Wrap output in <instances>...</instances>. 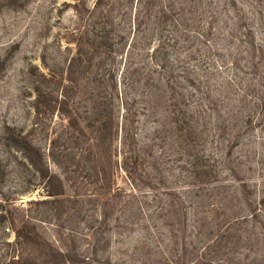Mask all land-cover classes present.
<instances>
[{
  "label": "rangeland",
  "instance_id": "1",
  "mask_svg": "<svg viewBox=\"0 0 264 264\" xmlns=\"http://www.w3.org/2000/svg\"><path fill=\"white\" fill-rule=\"evenodd\" d=\"M96 1L85 0L84 7L93 9ZM107 1L120 33L130 37L129 13L141 12L143 25L153 28L154 14L167 7L173 9L169 24L189 22L190 0H151L150 20L148 9H140L150 0ZM74 2L0 0V264H264V229L250 214L264 196V116L253 113L260 119L246 126L241 117L249 109L237 112L242 92L224 85L227 76L249 77L245 60L251 55L243 42L249 30L254 61L259 48L264 51V0L259 8L254 0H236L227 9L224 0L214 1L221 54L236 53L240 69L216 71L195 87L185 81V91H193L185 117L173 113L167 96L125 84L122 73L118 86L136 114L133 124L118 108L120 98L110 111L111 81L100 85L98 77L84 74L66 91L67 66L77 51L73 32L81 24L94 29L101 10L82 16ZM38 87L47 92L39 106ZM64 92L78 124L59 110ZM100 101L103 114L116 122L101 138L92 124ZM8 126L41 151L45 167L62 181V194L50 196L57 183L7 144ZM126 155L132 157L130 173ZM23 224L34 242L17 236Z\"/></svg>",
  "mask_w": 264,
  "mask_h": 264
},
{
  "label": "trees",
  "instance_id": "2",
  "mask_svg": "<svg viewBox=\"0 0 264 264\" xmlns=\"http://www.w3.org/2000/svg\"><path fill=\"white\" fill-rule=\"evenodd\" d=\"M85 0H75L73 6L82 14V16L90 17L91 14H96L95 7L101 8L97 14L95 23H97L94 29H90L87 25L76 27L73 32L74 41L76 42L77 51L73 55L67 66V89L71 87H77L79 79L84 77V74H89V78H97L100 85L109 84L112 82V91L110 96V111L112 112L116 98H120L119 107L126 116L128 123L133 124L134 116L136 115L132 111V104L129 103L127 95L120 94L119 89V76H123L124 83L133 86V89H137L144 86V93H151L159 95L160 97L167 96L166 100L169 105L173 106V113L176 116H186V111L183 108L185 102L192 97L193 91H185V81H188L189 86H199L203 81L211 80L212 75H215L216 71L223 73V69H231L230 66L239 67L240 61L236 57V53L230 55L221 54V37L214 33V30L219 29L218 18L215 11V0H190L189 22L184 23L183 19L176 18L175 23L169 24V21L173 17L170 14L173 9H167V7H160L153 16L151 21L154 27L143 25L147 23V18L141 16L138 13L134 17V14H128L132 36H128L126 32L120 33L122 28L119 23H116V17L114 13V6L109 5L111 2L107 0H97L95 7L89 9L84 7ZM255 4H258L259 0H254ZM103 4H106L103 5ZM154 4L152 1H144L140 3V9H148V18L151 19L149 10ZM226 9L229 5L236 7V0H224ZM228 5V6H227ZM215 6V7H214ZM214 7V8H213ZM183 10V8H182ZM85 14H83V13ZM205 18L208 19L207 26ZM169 21V22H168ZM150 23V22H149ZM244 23V22H241ZM245 24V23H244ZM173 25V29L168 27ZM146 26V27H145ZM185 27L187 34L184 39L179 33H183L181 29ZM149 31L148 33H144ZM185 31V32H186ZM166 32V33H164ZM153 33L158 34L159 37H153ZM253 31L249 30L246 33V39L243 42H247V52L251 55V60H245L247 64L246 72L244 75H248L247 80L242 77H237L239 81L227 76L224 80V85L231 88L233 91L242 92L238 111L243 108H248L249 112L243 117L242 113L235 115H242L241 118H245V125L250 126L256 120L253 113L258 112L264 116V69H260L259 64L264 56L263 49L259 48L260 58L255 60L256 45L254 44ZM155 41L154 45L152 43ZM120 45V46H119ZM182 47H186L187 50L182 54ZM126 57V58H125ZM222 60V63H218V59ZM125 68L120 70L119 63L125 61ZM195 60V64L190 65V61ZM89 73H87L88 68ZM228 70V69H227ZM120 71V75H119ZM206 73L205 78L200 76L201 73ZM41 75L46 78V74L41 72ZM180 77V79H179ZM183 80V81H182ZM192 84V85H191ZM64 86V89H65ZM184 88V92L182 91ZM37 92L36 105L39 106V100L47 92L41 88L35 89ZM119 91V92H118ZM46 92V93H45ZM190 96V97H189ZM207 97L211 99L210 89L207 90ZM253 98V99H250ZM250 99V100H249ZM226 101L232 102V97H227ZM237 101V99H235ZM137 102L136 99L133 100ZM253 101V102H250ZM59 102V101H57ZM71 101L68 99L67 94L64 92L63 99L58 103L59 110L69 113L68 118L74 123H77V118L71 116L68 104ZM250 102V103H249ZM104 101H100L95 109L96 116L92 120L93 126L97 125V132L99 137L104 135V131L109 129L116 123L112 115H104ZM178 110H181L178 113ZM244 111V110H241ZM176 112V113H175ZM182 113V114H181ZM178 119V117H176ZM244 120V119H243ZM126 123V124H128ZM7 144L17 150L21 151L24 156L31 162V164L40 170L42 176L48 178L50 182L55 181L57 183V189L49 191L50 196H56L62 194L63 185L61 179L55 174L50 173L48 167H45L41 151L34 146L25 135L16 131V128L11 126L7 127ZM130 140V135L127 132L125 134V144ZM138 155V154H137ZM132 157H124V168L130 173V164ZM137 165L136 162H134ZM253 219L260 221L262 228L264 229V219L260 218L264 216V196L257 202L250 213ZM16 233L19 238H22L29 242H34V233L23 224L16 226Z\"/></svg>",
  "mask_w": 264,
  "mask_h": 264
}]
</instances>
